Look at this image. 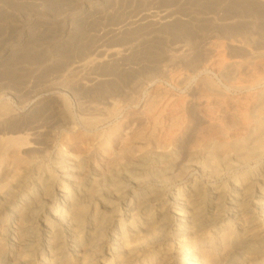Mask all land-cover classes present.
Here are the masks:
<instances>
[{
    "label": "rangeland",
    "instance_id": "1",
    "mask_svg": "<svg viewBox=\"0 0 264 264\" xmlns=\"http://www.w3.org/2000/svg\"><path fill=\"white\" fill-rule=\"evenodd\" d=\"M66 116L81 134L70 150L101 152L113 137L104 159L143 162L126 191L163 189L172 228L179 186L264 190V0H0V171L14 154L30 160L29 180L45 177L53 203ZM12 137L25 144L5 148ZM102 237L89 255L101 263L111 228ZM178 240L166 238L168 264L182 263ZM235 251L230 264H264V245Z\"/></svg>",
    "mask_w": 264,
    "mask_h": 264
},
{
    "label": "bare ground",
    "instance_id": "2",
    "mask_svg": "<svg viewBox=\"0 0 264 264\" xmlns=\"http://www.w3.org/2000/svg\"><path fill=\"white\" fill-rule=\"evenodd\" d=\"M74 120L66 116L57 124L69 137L54 150L60 174L54 203L45 177L29 180L30 160L14 154V169L0 171V264H168L175 255L166 242L170 233L181 239L176 247L181 264H230L237 260L235 249L251 253L263 249L264 190L253 195L243 187L234 196L198 182L179 186L168 200L175 203L177 217L172 228L163 189L126 191L142 184L143 162L121 166L112 157L104 159L113 137L97 142L102 153L69 149L81 139L79 131L71 130ZM23 144V139L12 137L5 148L19 149ZM225 218L243 224L229 227ZM109 228L113 243L109 260L97 262L89 255L103 248L102 232ZM117 242L125 247H117ZM184 245L195 249L184 252Z\"/></svg>",
    "mask_w": 264,
    "mask_h": 264
}]
</instances>
